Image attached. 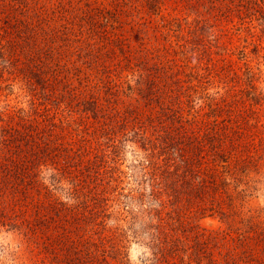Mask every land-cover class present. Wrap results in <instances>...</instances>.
<instances>
[{"label":"rangeland","instance_id":"rangeland-1","mask_svg":"<svg viewBox=\"0 0 264 264\" xmlns=\"http://www.w3.org/2000/svg\"><path fill=\"white\" fill-rule=\"evenodd\" d=\"M0 264H264V0H0Z\"/></svg>","mask_w":264,"mask_h":264}]
</instances>
